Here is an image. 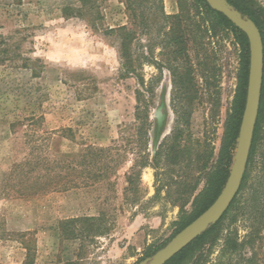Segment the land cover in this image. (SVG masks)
I'll return each mask as SVG.
<instances>
[{"label":"rangeland","instance_id":"obj_1","mask_svg":"<svg viewBox=\"0 0 264 264\" xmlns=\"http://www.w3.org/2000/svg\"><path fill=\"white\" fill-rule=\"evenodd\" d=\"M71 2L0 0V50L7 49L0 63V227L8 233L0 240V264H135L149 247L173 237L181 183L192 184L198 175L192 164L169 166L164 174L163 159L159 170L151 164L156 147L174 127L171 75L164 64L150 105L146 150L135 140L138 85L134 77L122 74L119 37L107 32L131 25L126 1L101 0L99 18L89 20L64 16L62 9ZM258 3L264 7V0ZM151 5L157 21L150 33L131 25L132 52L144 61L139 70L146 80L158 73L152 61L165 59L159 0ZM161 5L166 15L179 10L177 0H161ZM188 11L194 14L190 5ZM192 31L188 52L198 92L188 130L213 148L211 168L236 89L240 48L230 32ZM202 73L211 76L208 89ZM31 113L40 118L30 122L26 117ZM86 145H126L127 153H103L96 166L81 167L77 187L51 190L48 159L61 154L70 159ZM261 176L254 167L251 179L256 182L239 193L222 224L236 231L239 240L251 231L247 247L264 264ZM184 210L189 212L190 204ZM84 216L98 218L103 232L87 233L82 221L70 222Z\"/></svg>","mask_w":264,"mask_h":264},{"label":"trees","instance_id":"obj_2","mask_svg":"<svg viewBox=\"0 0 264 264\" xmlns=\"http://www.w3.org/2000/svg\"><path fill=\"white\" fill-rule=\"evenodd\" d=\"M100 1L72 0L70 4L62 9V12L66 17H81L87 20L89 16L95 15L98 19L100 15ZM125 1L126 9L130 11L132 17L131 25L140 28L144 35L149 34L152 25L157 21L155 17L156 11L153 12L151 10V0ZM226 1L243 16L249 17L258 27L262 37L264 63V7L258 3V0ZM177 4L178 12L166 15L162 10L161 0H159L157 12H159L158 17L163 24L165 41L161 45L160 52L165 59H162V62L152 61L156 65L155 67L158 69V73L151 75L147 80L139 70L144 61L142 62L139 58H135L132 52L135 29L130 24L107 29L109 34H116L119 37L117 51L122 74L134 77L138 85L135 89L136 104L134 119L137 131L135 140L139 143L140 149L146 150L149 142L148 131L152 125L149 110L155 95V87L161 79L162 64L169 70L171 75V110L174 114V127L170 136L164 138L156 147L151 164L154 168L158 169L159 161L163 159L166 169H169V166L181 168L182 166L192 164L198 172L192 184L181 183L182 186L178 193L179 197H181V202L178 203L180 213L174 223L175 228L171 237L203 212L215 200L224 186L232 162L245 105L249 66V50L246 35L240 29L236 28L222 13L210 8L205 0H191V4H188L187 0H177ZM188 5L193 8L194 14H190ZM190 27L196 34L198 32L205 34L208 31L213 34L218 31L230 32L235 37L240 48L236 89L224 122V130L217 160L211 168L208 166L213 156V148L206 140L191 137L188 130L192 103L196 99L198 92L194 82L193 73L195 69L188 52V41L190 36L194 34ZM6 51V48L0 50V63L6 60L4 54ZM200 64L197 60L196 66H200ZM202 78L205 88L208 89L211 76L202 73ZM38 118L40 117H35L33 113L26 117L30 122H36ZM163 125L164 121L160 127H156L155 137L160 134ZM80 153L79 155L72 156L70 159L64 154L48 159V170L51 176L47 184L52 188L51 190H67L71 187H77L79 183L75 181V177L81 173V167L96 166L98 164L97 160L101 158L100 156L103 153H127V146L115 145L101 147L86 145L81 149ZM147 164L143 163L142 166ZM103 166L105 167L106 165ZM257 166L262 172L261 182H264V67L258 116L246 169L238 193L217 222L209 225L202 233L196 236L164 264H259L256 253L252 247H247L248 243L245 239L251 235V231L242 240H239L236 231H231L222 224L223 218L230 208H232L239 193L249 186L251 187L253 182H256L255 177L251 179V172ZM85 168H83V171ZM168 169L167 171H164V169L161 174L169 172ZM102 175L105 176L104 173ZM201 177L204 180L202 187L199 188L200 181H202ZM249 179L252 180L251 185L248 184ZM129 183H132V179H129ZM159 191V188L155 189V196L159 194ZM186 204H190L191 210L189 212L184 210ZM242 208L238 203L236 210ZM75 221H82L85 224L82 226V231L87 233H101L104 230L97 224L99 221L96 217L84 216L70 220V222ZM7 234L0 227V240L6 239ZM167 242L155 247H149L139 260L150 256ZM24 247L28 248V245ZM214 247L217 248L216 255L211 258ZM246 249H248V253H245Z\"/></svg>","mask_w":264,"mask_h":264},{"label":"water","instance_id":"obj_3","mask_svg":"<svg viewBox=\"0 0 264 264\" xmlns=\"http://www.w3.org/2000/svg\"><path fill=\"white\" fill-rule=\"evenodd\" d=\"M210 8L222 13L247 37L249 66L245 105L227 179L215 200L190 223L179 230L163 247L135 264H164L209 225L217 222L238 193L246 169L258 116L263 79V43L256 24L243 16L226 0H205Z\"/></svg>","mask_w":264,"mask_h":264}]
</instances>
